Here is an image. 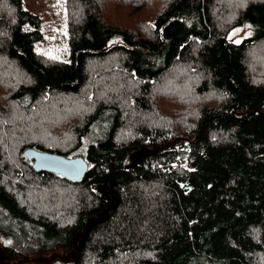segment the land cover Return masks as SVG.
<instances>
[{
  "label": "trees",
  "instance_id": "trees-1",
  "mask_svg": "<svg viewBox=\"0 0 264 264\" xmlns=\"http://www.w3.org/2000/svg\"><path fill=\"white\" fill-rule=\"evenodd\" d=\"M65 1L59 62L0 0V264H264V0H167L142 31L137 8ZM27 149L88 170L37 172Z\"/></svg>",
  "mask_w": 264,
  "mask_h": 264
},
{
  "label": "rangeland",
  "instance_id": "rangeland-1",
  "mask_svg": "<svg viewBox=\"0 0 264 264\" xmlns=\"http://www.w3.org/2000/svg\"><path fill=\"white\" fill-rule=\"evenodd\" d=\"M25 8L32 13L36 14L41 22L40 32L42 34V40L36 45V51L38 54L42 55L49 61H66L68 58V9L65 0H23ZM109 0H96L98 6L103 8ZM167 0H129L132 7L125 6L124 0H115L112 2V7H114L118 12H125L127 14L135 13V8L141 10L142 14L137 15L134 22L130 25V28L134 30H141V25L144 30L147 29V23L151 22L153 17L157 14L162 4H165ZM222 4L224 0H215ZM233 4H240L239 0H232ZM133 9V10H132ZM214 12L215 21L220 25L225 24L229 20L226 14L221 16L220 13ZM219 25V26H220ZM252 34V30L249 26L232 31L229 33V39L232 41L240 42L243 38ZM119 41L115 40L112 44H118ZM251 59L255 60L257 65H259L261 59L264 57V49L259 47L258 50H254ZM96 69L93 70L95 72ZM177 91V90H176ZM173 94L170 85L162 86V97L166 96L168 93ZM179 92V88H178ZM168 105L171 102L165 99ZM168 105H165L168 106ZM11 109V106L8 107Z\"/></svg>",
  "mask_w": 264,
  "mask_h": 264
},
{
  "label": "water",
  "instance_id": "water-1",
  "mask_svg": "<svg viewBox=\"0 0 264 264\" xmlns=\"http://www.w3.org/2000/svg\"><path fill=\"white\" fill-rule=\"evenodd\" d=\"M24 157L32 162V168L37 172H50L69 181L81 180L88 170V164L81 157L66 158L52 153H43L33 149H27Z\"/></svg>",
  "mask_w": 264,
  "mask_h": 264
}]
</instances>
